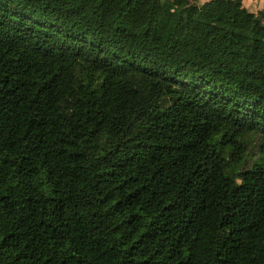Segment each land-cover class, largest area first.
Listing matches in <instances>:
<instances>
[{"label":"trees","instance_id":"obj_1","mask_svg":"<svg viewBox=\"0 0 264 264\" xmlns=\"http://www.w3.org/2000/svg\"><path fill=\"white\" fill-rule=\"evenodd\" d=\"M0 264H264V11L0 0Z\"/></svg>","mask_w":264,"mask_h":264},{"label":"crops","instance_id":"obj_2","mask_svg":"<svg viewBox=\"0 0 264 264\" xmlns=\"http://www.w3.org/2000/svg\"><path fill=\"white\" fill-rule=\"evenodd\" d=\"M243 3L245 5V7L253 13H258L260 11H264V10L257 11L258 7L264 5V0H243Z\"/></svg>","mask_w":264,"mask_h":264},{"label":"rangeland","instance_id":"obj_3","mask_svg":"<svg viewBox=\"0 0 264 264\" xmlns=\"http://www.w3.org/2000/svg\"><path fill=\"white\" fill-rule=\"evenodd\" d=\"M209 1H210V0H199V4H200V5H204V4H206L207 2H209ZM260 10H264V5L258 7V10H257V11H260ZM255 151H256V149H254L253 152H255ZM254 156H255V155H250V156H249V163L253 161Z\"/></svg>","mask_w":264,"mask_h":264}]
</instances>
